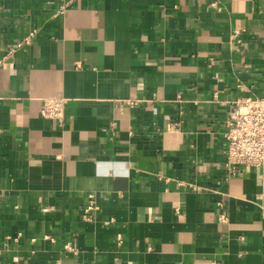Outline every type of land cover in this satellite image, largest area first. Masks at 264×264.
I'll list each match as a JSON object with an SVG mask.
<instances>
[{
	"label": "crops",
	"instance_id": "0c3cea01",
	"mask_svg": "<svg viewBox=\"0 0 264 264\" xmlns=\"http://www.w3.org/2000/svg\"><path fill=\"white\" fill-rule=\"evenodd\" d=\"M11 49L1 264H264V167L231 174L224 138L264 96V0H0Z\"/></svg>",
	"mask_w": 264,
	"mask_h": 264
},
{
	"label": "built area",
	"instance_id": "2783aa9c",
	"mask_svg": "<svg viewBox=\"0 0 264 264\" xmlns=\"http://www.w3.org/2000/svg\"><path fill=\"white\" fill-rule=\"evenodd\" d=\"M212 5L218 7L216 2ZM35 35L36 30L29 32L18 46L31 44ZM239 35L240 30H235L234 36ZM13 51L11 49L0 59V66L13 55ZM67 101L66 97H46L41 107V115L59 123L63 122ZM224 125L226 165L229 172L235 174L243 166L264 167V96L253 94L231 101ZM89 207H92L91 204ZM14 261H18V258L14 257Z\"/></svg>",
	"mask_w": 264,
	"mask_h": 264
}]
</instances>
